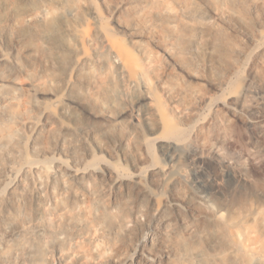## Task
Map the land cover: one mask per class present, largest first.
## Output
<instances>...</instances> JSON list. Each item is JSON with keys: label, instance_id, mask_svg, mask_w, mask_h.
Here are the masks:
<instances>
[{"label": "bare ground", "instance_id": "1", "mask_svg": "<svg viewBox=\"0 0 264 264\" xmlns=\"http://www.w3.org/2000/svg\"><path fill=\"white\" fill-rule=\"evenodd\" d=\"M263 13L264 0H0V264H264V206H214L193 176L204 154L234 177L224 130L195 126L202 147L176 161L193 111L168 121L158 106L159 86L191 107L171 66L192 70L186 52L207 47L230 68L238 29Z\"/></svg>", "mask_w": 264, "mask_h": 264}, {"label": "rangeland", "instance_id": "2", "mask_svg": "<svg viewBox=\"0 0 264 264\" xmlns=\"http://www.w3.org/2000/svg\"><path fill=\"white\" fill-rule=\"evenodd\" d=\"M193 16L203 21L211 20L206 12H196ZM263 37L264 13L252 30L238 29L236 39L242 45L236 49L235 61L230 68L207 47L186 52L193 62L192 70L171 66L197 93L191 107L180 110L170 105L158 86V106L166 120L174 121L193 111L192 121L179 125L182 141L172 145L176 161L186 162L202 147V139L196 135L197 127L205 135L213 134L216 127L224 130L226 143L219 152L223 159L232 163L234 177L229 180L224 177L219 162L204 154L203 170L193 174L195 178L199 177L204 195L214 206L224 198L230 200L234 208L240 207L247 198L264 206V58L258 57L256 52ZM154 50L158 64L169 62L159 48ZM254 64L259 73L250 78V67ZM240 93H243V108L233 106L232 113L229 112L224 100ZM152 160L158 164L166 163L156 148L152 151ZM192 189L198 191L194 186Z\"/></svg>", "mask_w": 264, "mask_h": 264}]
</instances>
